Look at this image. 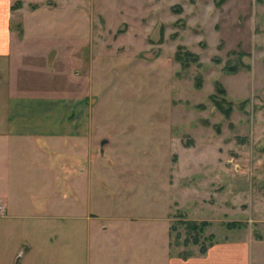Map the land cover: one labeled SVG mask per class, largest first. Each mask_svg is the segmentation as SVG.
I'll return each mask as SVG.
<instances>
[{"label": "rangeland", "instance_id": "rangeland-1", "mask_svg": "<svg viewBox=\"0 0 264 264\" xmlns=\"http://www.w3.org/2000/svg\"><path fill=\"white\" fill-rule=\"evenodd\" d=\"M2 18L0 264H171L202 254L203 220L214 243L264 240V0H0Z\"/></svg>", "mask_w": 264, "mask_h": 264}, {"label": "crops", "instance_id": "crops-1", "mask_svg": "<svg viewBox=\"0 0 264 264\" xmlns=\"http://www.w3.org/2000/svg\"><path fill=\"white\" fill-rule=\"evenodd\" d=\"M12 31L9 25L0 19V53L8 50L12 43ZM11 99H16L12 97ZM12 108V107H11ZM14 109V108H12ZM12 115L26 114L19 112V108H15ZM27 111V110H26ZM14 127L18 128L15 129ZM12 126L11 131L27 132L26 128ZM27 139L23 137V139ZM264 240L246 238V240H225L213 243L205 253L198 256L189 257L187 259L175 258L171 264H264Z\"/></svg>", "mask_w": 264, "mask_h": 264}, {"label": "trees", "instance_id": "trees-1", "mask_svg": "<svg viewBox=\"0 0 264 264\" xmlns=\"http://www.w3.org/2000/svg\"><path fill=\"white\" fill-rule=\"evenodd\" d=\"M189 56L194 58V59L198 58V55L196 53L189 51V50H185L183 52V55L180 54L178 58L180 60H182L184 63H188L190 60ZM230 69L236 70V67L235 68L232 67ZM208 223L209 222H207L206 220H203L201 223L190 222L187 224L188 229H192L194 231V236H190L189 239L192 240L194 244H200L201 243V247H202L201 252L202 253H205L207 251L208 247H210L214 243L213 233H210V235H208L207 237L204 236ZM227 224L229 227H234L238 223L236 221H229ZM202 237H203V241L201 240ZM206 238H208V239H206ZM206 240H209V244L204 243Z\"/></svg>", "mask_w": 264, "mask_h": 264}, {"label": "water", "instance_id": "water-1", "mask_svg": "<svg viewBox=\"0 0 264 264\" xmlns=\"http://www.w3.org/2000/svg\"><path fill=\"white\" fill-rule=\"evenodd\" d=\"M19 263V258L17 259V262H16V264H18Z\"/></svg>", "mask_w": 264, "mask_h": 264}]
</instances>
